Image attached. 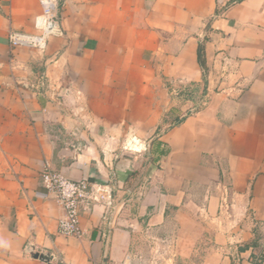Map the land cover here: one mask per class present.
<instances>
[{
  "label": "crops",
  "instance_id": "1",
  "mask_svg": "<svg viewBox=\"0 0 264 264\" xmlns=\"http://www.w3.org/2000/svg\"><path fill=\"white\" fill-rule=\"evenodd\" d=\"M57 4L62 34L39 51L7 40L35 31L39 0H0V264H47L29 246L55 264L264 255V0ZM177 89L205 99L189 113ZM45 166L107 185L122 211L59 233Z\"/></svg>",
  "mask_w": 264,
  "mask_h": 264
},
{
  "label": "built area",
  "instance_id": "2",
  "mask_svg": "<svg viewBox=\"0 0 264 264\" xmlns=\"http://www.w3.org/2000/svg\"><path fill=\"white\" fill-rule=\"evenodd\" d=\"M39 4L41 12L33 21L35 31L30 33L9 30L7 34L9 46L43 51L51 36L62 34L58 21L57 0H39ZM197 109L192 108L190 111ZM39 176L47 193L53 196L62 210V215L57 222L59 233L80 238L83 235L80 217L82 214L91 213L96 205L104 207L103 217L108 216L111 221L110 209L114 207V199L107 185L91 182L87 178L74 180L48 166L40 171ZM261 262V256H258L252 264ZM57 264L61 262L58 261Z\"/></svg>",
  "mask_w": 264,
  "mask_h": 264
},
{
  "label": "rangeland",
  "instance_id": "3",
  "mask_svg": "<svg viewBox=\"0 0 264 264\" xmlns=\"http://www.w3.org/2000/svg\"><path fill=\"white\" fill-rule=\"evenodd\" d=\"M203 92V91H202ZM186 92H184L183 90L178 91V89L175 91L174 96L175 99L177 100L178 105H184L186 109H191L199 104L202 103V101H204L205 99V94L201 93L199 94L198 91H194L192 93H188L186 94ZM199 103V104H198ZM187 104V105H186ZM196 111V110H195ZM193 112V111H192ZM191 113V111L189 112ZM177 115H174L173 117H169L167 119V121H164V124L160 125V130L162 132L168 130L173 124H175L177 121H179L181 118H183V116L180 117H176ZM130 147H132L133 149H140V150H145V148L147 147V144L143 143V142H136V141H132L131 144L127 143ZM145 152V151H144ZM143 157V155H142ZM145 158H142V161ZM221 181L224 182V176H220ZM195 193V195H197V192H192ZM119 202V203H118ZM116 203H114V207L110 209V214H112V219L114 220V217L117 216V214L119 213V211H122L123 207L119 208V205L121 204L120 201H118ZM120 211V212H121ZM111 219V221H112ZM128 264V263H127ZM129 264H133V263H129ZM138 264H166V260L163 259L162 257H160L159 255L153 257L151 260L148 258V260L145 258V260H143L141 263ZM170 264V263H169Z\"/></svg>",
  "mask_w": 264,
  "mask_h": 264
},
{
  "label": "water",
  "instance_id": "4",
  "mask_svg": "<svg viewBox=\"0 0 264 264\" xmlns=\"http://www.w3.org/2000/svg\"><path fill=\"white\" fill-rule=\"evenodd\" d=\"M27 252L30 254L32 258L39 259L47 264H55L53 262V255L47 251H33L32 246L27 248Z\"/></svg>",
  "mask_w": 264,
  "mask_h": 264
},
{
  "label": "trees",
  "instance_id": "5",
  "mask_svg": "<svg viewBox=\"0 0 264 264\" xmlns=\"http://www.w3.org/2000/svg\"><path fill=\"white\" fill-rule=\"evenodd\" d=\"M197 60H198V62H199V65L203 68V69H205L204 67V65H205V62H204V55H203V47H202V45H199L198 46V49H197ZM179 121H181V119L179 120ZM179 121H177L176 123H178ZM175 123V124H176ZM261 263H259V264H264V255H261Z\"/></svg>",
  "mask_w": 264,
  "mask_h": 264
}]
</instances>
